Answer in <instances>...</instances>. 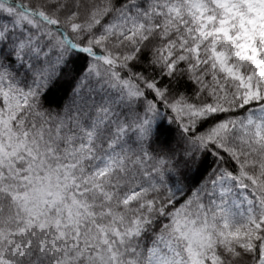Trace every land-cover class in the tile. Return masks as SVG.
<instances>
[{"label":"snow or ice","instance_id":"1","mask_svg":"<svg viewBox=\"0 0 264 264\" xmlns=\"http://www.w3.org/2000/svg\"><path fill=\"white\" fill-rule=\"evenodd\" d=\"M0 264H264V0H0Z\"/></svg>","mask_w":264,"mask_h":264}]
</instances>
